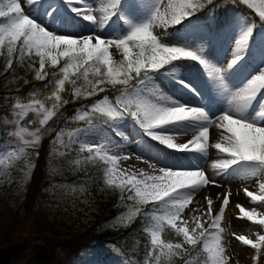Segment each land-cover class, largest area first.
<instances>
[{
	"label": "rangeland",
	"instance_id": "rangeland-1",
	"mask_svg": "<svg viewBox=\"0 0 264 264\" xmlns=\"http://www.w3.org/2000/svg\"><path fill=\"white\" fill-rule=\"evenodd\" d=\"M61 1L39 0V3L30 5L28 0H19L29 18L49 33L58 35L55 47L61 45L60 41L67 45L75 41L83 42V47L79 49L85 47V41L70 38L96 36L104 40L123 39L135 27L150 23L158 6L163 12L167 5V0H120L101 27L100 21L105 12L111 10V0H78L72 5L93 15L95 21L91 22L77 13L78 18L61 20V14L57 12ZM253 2L258 4V0ZM170 27L157 21L152 31L162 44L181 47L202 56L221 70L220 79L209 76L198 61L182 59L151 72L139 82L131 97L120 100L135 107L137 102H144L199 109L207 115L210 127L225 109L233 108L230 105L232 95L264 70V26L254 29L241 14L220 35L214 33L212 17L203 24L191 18L180 29L170 31ZM250 28L247 45L238 53L242 58L225 71L237 55V41ZM88 43L93 49L99 47L114 66L127 57L122 40L109 45L100 40L96 44H91L90 40ZM128 47L130 58L134 57L138 49L132 45ZM46 64L52 65L50 59L46 60ZM59 81L53 89L55 92L63 84ZM11 83L13 80H6L3 88H8ZM208 84L214 86L212 93ZM44 97L50 99L51 92H30L25 96L0 93V210L7 213L5 217L0 216V240L12 243L8 247L0 246V253L12 255L20 247L28 248L29 253L46 248L49 253L53 250L58 264L80 246L82 264H130L123 250L115 244L103 243L96 235L127 227L137 216V210H130L112 222L96 227L93 225L95 207L85 185L80 181L55 180L33 210L26 212L22 209L40 146L41 130L55 112L53 106L46 104ZM103 101L105 99L77 115L79 120L86 122V126L67 135L66 139L76 138L78 144L92 151L96 158L111 162L110 178L113 183L135 180L136 184H131V187L145 202L154 201L170 207L168 211L155 213V223L149 230L152 246L145 264H165L176 257L182 259L198 243L217 264H224L225 256L226 264H256V250L262 246L254 249L236 237L256 242L259 235H264V226L253 224L244 217L253 219L249 212L253 209L264 216V200L249 201V195L253 199L260 196L264 171L258 170L255 175H250L249 169L254 167L251 164H237L220 171L215 160L230 157L215 149L217 142L221 141L212 134L201 146L206 151L194 150V138L202 130L200 125L208 121H181L153 130L161 142H167L168 136L173 137L172 148H169L167 143L155 140V136L152 138L146 134L129 118L122 103ZM169 101L175 103L168 104ZM262 102L264 92L242 115H235L264 126ZM59 140L60 143L65 142L64 136ZM176 178H183V181L179 182ZM214 188L220 191L216 200L210 193ZM137 189L146 194L140 195ZM240 200H246V205L250 206L244 216L232 211L234 207L238 208ZM36 220L43 223L41 227L46 228L45 232L39 230ZM236 221L242 225L238 227ZM70 235L76 239L70 241ZM221 247L225 253L220 251Z\"/></svg>",
	"mask_w": 264,
	"mask_h": 264
},
{
	"label": "trees",
	"instance_id": "trees-1",
	"mask_svg": "<svg viewBox=\"0 0 264 264\" xmlns=\"http://www.w3.org/2000/svg\"><path fill=\"white\" fill-rule=\"evenodd\" d=\"M199 3L203 5L202 9L195 11L179 24L171 25L169 30L180 29L181 24L189 17L205 23L213 16L214 32L220 35L240 14L245 16L249 25L254 27L264 25V21L260 20L255 10L241 4L240 0H211V3L208 0H199ZM6 23H8L6 18H0V25ZM23 49V41L11 45L0 37V93L25 96L30 92L42 94L51 92L50 99L46 97L44 99L47 105L54 107L55 112L41 130L40 146L22 209L26 212L33 210L53 180L80 181L93 200L95 207L93 225L96 227L110 223L130 210L138 211L137 216L127 227L110 229L97 234L96 237L103 243L115 244L123 250L130 264H145L146 255L152 246L149 229L155 223L154 214L158 210H170V207L158 202H145L135 193L130 181L113 183L110 178L111 162L96 158L92 151L82 148L76 138L66 139L67 135L76 133L86 126V122L77 118L78 114L87 112L102 99L107 98L116 103L118 98L130 97L133 90L138 87V82L145 78L143 73L141 78L131 80L129 85L110 84L107 79H102L92 71L84 73L83 69L74 74H66L67 79H64L60 69L66 62L64 59L57 67L47 64L46 68L41 70L39 58L34 53L28 55L26 51L22 54ZM124 61L116 66H121ZM102 66L105 68L103 75L107 77L109 65ZM38 73L44 78H38ZM6 80H13V83L8 88H3ZM59 80H62L63 84L58 92H55L53 89ZM131 110L135 111L136 107L131 105ZM127 116L132 119L131 116ZM62 136L65 142L60 143L59 138ZM6 214L0 210V216L5 217ZM42 224L36 220V226L43 233L46 228L43 229ZM68 237L71 238L70 241L76 239L71 235ZM11 244L10 240L5 242L0 240L2 247ZM81 252L80 246L73 249L70 255L58 264H82ZM55 260L53 250L49 253L46 248L29 253L28 248L20 247L12 255L0 253V264H56ZM165 264H212V260L199 243L193 246L184 258L176 257ZM256 264H264V246L258 250Z\"/></svg>",
	"mask_w": 264,
	"mask_h": 264
},
{
	"label": "snow or ice",
	"instance_id": "snow-or-ice-1",
	"mask_svg": "<svg viewBox=\"0 0 264 264\" xmlns=\"http://www.w3.org/2000/svg\"><path fill=\"white\" fill-rule=\"evenodd\" d=\"M211 3V0H208ZM30 5L39 3V0H28ZM66 3L73 5V0H66ZM241 4L247 5L250 9L255 8L256 14L261 21H264V0H258V4L253 0H240ZM120 4V0H111V10L106 11L103 19L100 21V26L108 20L113 14L114 10ZM203 5L199 3V0H167V5L163 12H161L159 6L156 8L152 20L150 23L135 27L128 36L120 40H104L96 36H86L82 38H70L72 40H84L85 47L82 49L69 48L68 51L60 52L56 50L55 41L58 35H54L46 31L42 26L34 22L23 11L19 0H0V18H6L8 23L0 25V37H3L9 44L15 45L18 41H23L24 51L28 55H34L39 58L40 68H46V60L51 61L52 66L57 67L59 65L58 60L64 59L66 62L60 68L64 74V79H67L66 74L77 73L78 70L83 69L84 73L89 71L94 72L102 79H107L110 84L116 85H129L133 79L141 78V73L144 77H148L150 72H155L164 68L165 66L172 64L175 61L187 59L198 61L207 71L209 76H215L218 80L221 76V70L209 64L202 56L198 55L194 51L186 50L181 47L167 46L162 44L159 37L154 34L152 28L154 24L159 21L165 27L168 25L179 24L183 19L192 15L195 11L202 9ZM72 10L79 15H82L85 20L95 21L93 15L89 14L86 10L73 7ZM48 33L50 35H46ZM249 32L241 37L236 43L235 58L228 64L227 69H230L242 58L238 55L247 45ZM64 37V36H59ZM69 38V37H67ZM91 44H96L97 40L103 42L104 45L119 43L121 40L124 42L122 47L124 49V55H129V45L138 49V52L134 57L128 58L121 66H114L111 64L109 57L98 47L93 49ZM63 43L64 41H60ZM170 50V51H169ZM110 52V47L108 49ZM91 61V63H89ZM102 65H109L107 68V77H104L105 68ZM109 68H111V74H109ZM38 78L43 79L40 73ZM119 78V80H118ZM222 82V81H221ZM63 83V81H59ZM95 83V81H92ZM264 92V70L255 75L247 84L236 91L232 95L230 105L234 107L236 113L243 114V112L249 108L252 102L257 96ZM103 103H107V98ZM118 103H122L123 107L128 111V115L132 117L135 123L152 138L155 136L157 141L161 142L159 137L156 136L153 130L161 128L160 126H166L181 121L199 120L208 121L207 115L199 109H187L182 106H164L157 104H149L144 102H137L136 110H131V105L127 101H121L118 98ZM175 102L169 101L168 104H174ZM261 107H264L262 102ZM181 109V111H174ZM227 117V118H226ZM264 118V117H262ZM215 121H219L218 129L221 133H227L223 135V141L217 142L215 149L221 153L226 154L227 160L219 161L220 171L227 170L228 168L237 164H251L254 167L249 169L250 175H255L258 170L264 171V163L255 160L246 159L242 150V144L246 143L249 138L258 137L261 133L256 130H264V126H258L254 122H248L240 118L233 117L229 114H224L217 118ZM238 121L239 123H233ZM214 122V121H212ZM250 126V127H248ZM206 129V130H203ZM194 138L195 149L200 152L206 151L201 146L204 144L205 139L209 140V127L203 128ZM174 141L172 136H168L167 143L169 148H172L171 142ZM222 149H230L236 154H230L228 151ZM181 151H187L182 149ZM169 171V170H164ZM172 171V170H171ZM179 182L183 181V178H176ZM132 185L136 184L135 180L131 181ZM261 195L252 200H264L260 197H264V183L260 185ZM140 195L146 193L137 189ZM247 191V190H246ZM242 208V207H241ZM253 219L246 217L253 224L264 226V216H261L255 209L249 211ZM237 240L242 241L245 245H251L252 248H259L264 246V235H259L258 243L253 242L251 239L245 237H236ZM220 251L225 253V249L221 247ZM227 257H224V264H226ZM212 264H217L215 260Z\"/></svg>",
	"mask_w": 264,
	"mask_h": 264
},
{
	"label": "bare ground",
	"instance_id": "bare-ground-1",
	"mask_svg": "<svg viewBox=\"0 0 264 264\" xmlns=\"http://www.w3.org/2000/svg\"><path fill=\"white\" fill-rule=\"evenodd\" d=\"M61 4H59V5H57V12L58 13H60L61 15V20H65V19H69V18H78V17H76L77 15H76V12H72V8H73V6L72 5H70V4H68V3H66V0H63V1H61L60 2ZM78 3V0H73V4H77ZM52 16V15H51ZM76 43H71L72 45H67V44H64V43H61V45H59V46H57L56 48H57V51H66V49H69V48H71L72 46L74 47V48H77V49H79V48H81V47H83L82 46V44H83V42H78V41H75ZM214 102V101H213ZM250 108V107H249ZM228 110V111H227ZM223 114H229V115H231V116H233V117H236V118H238L239 116H237V115H235L236 114V112H235V110H234V107L233 108H230V109H225V112H223L222 113V115ZM221 115V116H222ZM220 117V116H219ZM218 124H219V121H215L214 123H213V125H211L210 127H209V121L208 122H206V123H202L201 125H200V129H203V128H205V127H209V132H210V134H212V136L215 138V139H220V141L221 142H223V143H225L226 144V142L225 141H223V135H227V133H221V131L218 129ZM203 130H206V129H203ZM201 131V130H200ZM217 139V140H218ZM222 159H220V160H218V159H216L215 161L216 162H219V161H221ZM216 166H219V164H217ZM210 169V168H209ZM210 193L213 195V199H217V197L220 195V191L218 190V189H216V188H214V189H212L211 191H210ZM256 195V194H255ZM258 195H261V190L259 191V194ZM233 196L234 197H236V194H233ZM255 198V197H254ZM257 198V197H256ZM249 201H254V200H252L251 198H250V200ZM246 200H244V201H242V200H240L239 202H238V208H233L232 209V211H234V213L235 214H237L238 216L239 215H244L248 210H249V208H250V206L248 205H246ZM250 203V202H249ZM242 207V208H241ZM227 213V212H226ZM240 218H243V217H240ZM191 220V221H190ZM189 221L190 222H192L193 221V219H189ZM198 225V224H197ZM236 225L239 227V226H241L242 225V223L241 224H239L237 221H236ZM256 242L258 243V239L256 240ZM247 253V252H246ZM248 255V254H247ZM251 256H249V258H250Z\"/></svg>",
	"mask_w": 264,
	"mask_h": 264
},
{
	"label": "clouds",
	"instance_id": "clouds-1",
	"mask_svg": "<svg viewBox=\"0 0 264 264\" xmlns=\"http://www.w3.org/2000/svg\"><path fill=\"white\" fill-rule=\"evenodd\" d=\"M181 2H183V0H181ZM45 34L50 35L48 33H45ZM57 39H63V38H57ZM108 71H109V74H111V71H112L111 68H109ZM174 111H181V109H176ZM233 123H239V122L233 121ZM256 131L260 132L261 134L258 137L249 138L246 143H243L242 150L244 152V156L246 159L255 160V161L264 163V130L257 129ZM222 150L228 151L230 154H233V155L236 154L232 152V150L230 149H222Z\"/></svg>",
	"mask_w": 264,
	"mask_h": 264
}]
</instances>
